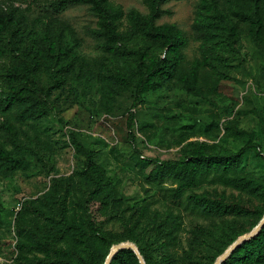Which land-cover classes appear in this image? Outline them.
<instances>
[{"label":"rangeland","instance_id":"1","mask_svg":"<svg viewBox=\"0 0 264 264\" xmlns=\"http://www.w3.org/2000/svg\"><path fill=\"white\" fill-rule=\"evenodd\" d=\"M45 1L0 0V12L21 6L27 15L25 23L11 22L0 35V264H19L16 222L22 210L34 211L43 198L57 199V205L70 193L69 218L90 212L81 206L94 188L89 170L103 185L101 195L109 192L120 198L117 208L127 210L120 218L109 219L111 207L104 215L96 214V223L114 242L110 250L132 242L128 236L147 245L156 238L148 228H156L172 211L180 215L178 226L170 225L178 227L180 250L190 243L191 231L203 226L198 232L202 245L194 255L210 253L201 264H211L213 255L219 258L226 246H214L226 224L236 230L228 249L264 216V40L256 37L250 21L232 12L250 9V0H219L218 6L238 27L231 39L223 31L208 37L197 34L194 25L209 13L201 9L202 0L164 3L156 23L176 25L184 39L180 49L165 38L148 36L127 15L119 44L108 49L103 37L89 33L99 27L89 5L54 11ZM112 2L125 14L150 11L146 0ZM120 45L142 52L149 67L165 58L170 71L157 89L138 96L137 55ZM16 66L29 78L11 77L18 72ZM194 76L197 85L192 87L188 79ZM23 84L38 89L46 103L17 101L14 92ZM253 142L258 145L246 152L238 168L262 186L253 194L225 185L219 174L184 183L169 165V160L187 165L199 153L237 151ZM174 190L182 193V205L174 200ZM195 193L225 195L253 211L235 222L208 217L186 208L188 196ZM168 239L165 235L162 240ZM30 258L42 262L44 255Z\"/></svg>","mask_w":264,"mask_h":264},{"label":"trees","instance_id":"2","mask_svg":"<svg viewBox=\"0 0 264 264\" xmlns=\"http://www.w3.org/2000/svg\"><path fill=\"white\" fill-rule=\"evenodd\" d=\"M27 2L28 0H18ZM36 1V0H33ZM150 11L147 15H141L139 11L132 10L125 14L124 9L112 0H46L45 3L54 11H62L74 4H87L95 15L99 17V27L89 30L91 35L103 37L105 45L108 49H114L121 39V21L127 15L134 26L141 27L145 34L152 38H165L171 45L177 46L178 49L183 45L184 39L179 34V30L174 24H157L156 20L162 13V6L170 0H146ZM250 9L242 7L232 10L239 19L248 20L254 28L255 35L258 39L264 40V0H250ZM219 0H202L201 9H207L209 13L202 16L194 25V29L201 37L216 36L223 31L227 39L234 38L237 24L233 23L229 13L221 9ZM27 20V15L21 6H12L8 12H0V35L7 29V26L14 22L23 24ZM120 47L129 53L137 55L139 81L136 86V93L142 96L149 89H157L161 85V78L165 73H169L164 57H159L153 67H149L142 59L143 53L133 47L120 45ZM18 72L11 77L19 78L18 74L28 79L27 71L22 72L19 66H16ZM21 78V77H20ZM188 83L195 87L197 85L196 76L188 79ZM17 101L28 102L29 106L44 105L46 102L39 94L38 89L31 88L23 84L22 87L14 92ZM22 112L21 115H23ZM134 124V113L130 115L129 136L132 134V126ZM76 141V140H75ZM77 144V143H76ZM81 148L80 144H77ZM256 143H248L243 145L239 150H229L224 153L210 155L207 153H199L194 161L187 165L178 166L174 160H169L171 168H175L176 177L182 179L184 183L197 182L199 175L219 174L221 182L225 185L233 186L239 190H245L249 193H256L262 187L255 184L252 178L242 175L238 172V168L245 156L246 152L256 147ZM83 149V148H81ZM88 150V148H85ZM4 151V148H0ZM90 151V150H88ZM88 175L93 181L94 188L89 192L88 196L81 202L84 210H90L87 215L84 213L79 217L69 218L67 210V202L69 194L66 193L57 201L43 198L42 205L35 206L34 211L22 210L17 217V233L19 235V264H104L110 247L114 242L108 240V231L102 230L96 223V214L104 215L105 209L111 207L110 218L122 217L127 210H119L120 198L110 196L109 192L101 195L103 185L97 175L89 170ZM172 194L174 200L180 205L184 199L180 191L174 190ZM264 193V187L262 188ZM61 210L57 211V208ZM43 211V209H45ZM191 210H199L202 214L215 219H226L225 221L235 220L239 217L251 215L252 209L241 204L240 202L229 200L225 195L213 196L209 193H195L188 196L187 207ZM179 214L169 211L159 222L156 228H148L156 237L147 245H141L133 236H128L127 240L135 243L146 264H201L203 259L208 258L210 253L197 254L196 251L202 240L199 234L203 226H196L191 233L193 234L188 246L183 245L180 250L181 243L176 233L178 229L177 219ZM264 217V216H263ZM262 217V218H263ZM230 218V219H228ZM261 218V220H262ZM257 221L256 226L261 221ZM224 221V223H225ZM174 223L177 226L170 228ZM255 226V227H256ZM234 224H226L221 233L215 240L214 246L220 247L219 255L226 251V247L234 241L232 238L235 233ZM165 235H169L168 240H162ZM109 244V245H108ZM108 245V246H107ZM109 247V248H108ZM244 248L243 254L240 250ZM36 253L44 255L41 261L31 259L30 256ZM236 258L244 259L242 264H264V226L254 236L239 244L233 252L221 263L231 264ZM211 264H214L218 256L211 258ZM142 264L136 252L131 248L121 249L112 259L110 264Z\"/></svg>","mask_w":264,"mask_h":264},{"label":"water","instance_id":"3","mask_svg":"<svg viewBox=\"0 0 264 264\" xmlns=\"http://www.w3.org/2000/svg\"><path fill=\"white\" fill-rule=\"evenodd\" d=\"M264 226V217L262 218V220L259 222V224L254 228V230H252L251 232L241 236L240 238H238L232 245L230 248H228L224 254H222L214 264H221L232 252L233 250L242 242H244L245 240L249 239L250 237L256 235L261 228ZM124 248H131L133 249L136 254L138 255L140 261L142 264H146V261L143 257V255L141 254L140 250L138 249V247L136 246L135 243L132 242H121V243H117L116 245L113 246V248L111 249L110 253L107 256V259L105 261L104 264H110L112 259L114 258V256L121 250Z\"/></svg>","mask_w":264,"mask_h":264}]
</instances>
